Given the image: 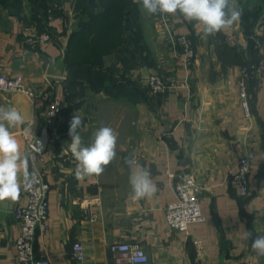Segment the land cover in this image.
Here are the masks:
<instances>
[{"label":"crops","instance_id":"1","mask_svg":"<svg viewBox=\"0 0 264 264\" xmlns=\"http://www.w3.org/2000/svg\"><path fill=\"white\" fill-rule=\"evenodd\" d=\"M73 5L66 3L67 8L51 19L47 28L51 41L45 47L32 49L27 39L36 34L35 29L15 18L9 17L11 30L0 34V74L22 75L36 89L41 88L44 74H50L58 82L53 94L65 105L56 128H48L47 146L33 164L25 137L35 142L47 128V103L0 91V106L15 107L24 116V124L10 131L27 157V172L35 165L51 186L48 228L36 236V258H47L52 264H117L118 255L110 252V246L128 242L144 249L147 264H264V256L251 248L252 241L264 235V78L248 83L247 117L237 92L239 67L224 65L216 52V42L228 40L226 28L209 35L215 47L207 43L203 49L202 25L176 14L175 30L191 35L195 42V61L184 68L178 56L165 51L168 46L157 27L161 55H169L176 65L166 69L175 71V77L166 81L170 89L161 97L159 116H143L139 121L123 116L115 124L114 113L102 111L114 102L113 93L102 88L106 84L94 82L86 71L74 77L66 66ZM137 72L152 70L143 67ZM214 73L215 78L210 75ZM92 106L97 107L96 113L89 112ZM75 114L82 119L78 132L85 146L100 127H110L117 134L116 157L99 176L75 177L76 161L67 150L69 123ZM130 155L150 170L157 189L151 197L131 199L130 169L124 163ZM246 156L251 161L250 190L242 196L233 183V171ZM182 174L196 178L205 217L187 232L170 228L166 220V208L176 200L173 176ZM19 179V198L0 201V264H18L20 229L14 213L27 201L23 173ZM247 232H252L250 239ZM76 243L84 246L83 263L72 256Z\"/></svg>","mask_w":264,"mask_h":264},{"label":"built area","instance_id":"2","mask_svg":"<svg viewBox=\"0 0 264 264\" xmlns=\"http://www.w3.org/2000/svg\"><path fill=\"white\" fill-rule=\"evenodd\" d=\"M159 16V26L164 30V36L167 37L170 49L179 57L184 68H188L195 58V49L191 37L188 34L174 32L170 14H159ZM50 41L51 36L47 33L33 34L27 39V43L32 49L45 47ZM261 53L262 57L257 65L242 70L240 83L238 84L241 104L247 117L250 116L247 80L250 78H263L264 49ZM57 83L52 75L44 74L41 88L36 89L28 84L22 75L7 76L0 74L1 92L23 94L32 100H42L47 103L46 127L51 130L56 128V121L64 108L63 101L53 94ZM147 86L152 96L163 95L170 89V86L164 82L163 77L157 73H153L148 77ZM25 138L30 159L34 164L39 151L30 137L26 136ZM250 173V159L247 156L240 158L233 171V183L240 190L242 196H247L249 193ZM173 177L175 179L173 191L176 200L167 206L166 220L170 228L187 232L192 224L205 221L200 207L199 189L196 178L192 174L175 175ZM29 180L32 186L30 189L25 190L26 204L18 206L14 213L20 229L16 241V259L18 264H52L47 258H36L35 254L36 236L39 232L43 233L48 228V194L51 186L35 165L29 175ZM110 252L118 255L117 264H147L149 262V256L139 244L128 242L113 244L110 246ZM72 256L80 263L85 262V249L81 243L74 244Z\"/></svg>","mask_w":264,"mask_h":264},{"label":"rangeland","instance_id":"3","mask_svg":"<svg viewBox=\"0 0 264 264\" xmlns=\"http://www.w3.org/2000/svg\"><path fill=\"white\" fill-rule=\"evenodd\" d=\"M53 1L57 3L55 7H57V9L59 10L63 8L64 9L67 8L65 7L66 3H71V5L74 4L73 5L74 8L72 7V9L69 10L70 12L69 14H72L71 17L73 20H72V23L69 24L68 29L72 31L76 30L78 26V22H79V19L76 16L78 13L75 7L76 0H53ZM53 1L49 0L48 2L50 9L54 8L53 4L55 3H52ZM262 2H263L262 0H234V6L238 7L239 9H242V14L238 21H235L230 27L226 28V30L229 33L227 41L232 45H238L239 47H241L242 44H244L246 48H250L248 39L245 37L244 30L245 28H250L249 26H251L250 39L254 43V47H253L254 52L253 51L251 52V49H248L244 55V65L238 66L239 67L238 69L240 70V78H241V72L244 68H250L252 66L257 65L258 64L257 62L262 57L261 52L264 49V10H262V12L260 11ZM135 4L137 6V15L133 18V21L135 22L134 23L135 26L133 27L132 30L139 31L138 33H140L142 37L140 39L141 41L140 40L137 41V39L134 38V35H133L132 37L134 38V40L129 42V45H128L129 47L127 50H125L124 52H120V54L108 56L103 59L104 69L102 70V72L109 73L111 75L110 79L108 78L105 79L106 86L113 83L114 71H115L116 72L115 74L120 75V77H122L121 78L122 80L124 81L128 80L129 84L134 85L135 88H138L139 90L137 94L130 93L131 91L129 89L126 92L121 91L120 89H114V91H112L113 92L112 96H114V102L109 104L108 107L103 108L102 111L103 113L104 112L114 113V123L116 120L120 119L123 116H127L128 119L134 118L135 121H139V119H142L143 116H159L160 106H161L160 101L162 100L161 97L163 96L159 95V96L154 97L150 94L149 88L147 86L148 77L153 73H157L162 77L166 75L165 78L167 77L168 79L165 80V78L163 77L164 82L166 84H168L166 81H168L169 78L175 77L174 76L175 71H172V72L166 71V69L169 70V68H175L176 67L175 62H172L169 55L168 57H166L165 55H161L164 51L160 48L161 45L160 43H158V38H157L159 37L158 35L159 32L157 31L158 30L157 27L160 28L159 13L149 15L145 10H142L140 3L136 2ZM12 10H16V11L10 14L14 16V18L20 23V25H23L24 27H28V28H34L36 31V34H42V33L49 34L48 33L49 31L47 28H48L49 23L51 22V19L54 17L52 16L54 10H49V13L45 15L44 9H37L36 0H21L19 5L18 3L13 5ZM6 12L7 11L3 10L0 7V34L11 30L12 23H10L11 22L10 19L12 17H10L9 19V17L6 16ZM243 16L248 17V21L243 22V19H242ZM170 17H171V23L174 27V24H173L174 15L170 14ZM254 20H257V21H255L254 23ZM175 29L177 28L174 27L173 29L174 32L179 34L180 32H177ZM161 31L163 33L164 43H166V45L169 48V49L167 48L166 50L165 49L164 50L167 52H172L167 42V37L164 36L165 34L164 30L161 29ZM189 36L191 37V35ZM191 39H192L193 46L195 49V58L192 61L194 62L196 59V48H195V42L192 37ZM213 39L212 38L209 39V36H206V41L201 40L200 43L204 45L203 49H206L207 43L215 47L219 41H217L215 44L213 43ZM133 53H135V57H134L135 59L131 58V54ZM119 58L128 60L129 64L130 62L135 63L134 66L131 67L134 70L129 69V71H127L124 66L122 68V65H118L119 63L117 60ZM192 62L188 66V69L191 68ZM206 63L208 64L206 66L210 67L211 65L210 59H207ZM169 64L171 65V67H168ZM163 66H166L165 70L162 68ZM143 67H146L149 70H152V72H148V73L147 72L145 73L137 72L139 68H143ZM154 68L156 70L158 69V72H154L155 71ZM133 71H135V75ZM120 73H122V75ZM207 73L208 72L206 70V72L203 73L202 75L204 74L206 75ZM210 75L213 76L214 78L217 77L216 73L210 74ZM87 77L89 78L90 75H87ZM92 77H93L94 82L98 83V81H96V77L93 75ZM240 78L238 79V83H237V92H238L239 99H240V96H239V91H238L239 90L238 84L240 83ZM252 80H259V79L250 78L247 80V92H248V83ZM240 104H241V99H240ZM63 107H65L64 103H63ZM241 107H242V104H241ZM97 111H98L97 107H94V106H92V108H90L89 110L90 113H96Z\"/></svg>","mask_w":264,"mask_h":264},{"label":"clouds","instance_id":"4","mask_svg":"<svg viewBox=\"0 0 264 264\" xmlns=\"http://www.w3.org/2000/svg\"><path fill=\"white\" fill-rule=\"evenodd\" d=\"M149 15H182L185 20L196 21L202 25L203 35H215L238 21L242 9L234 6V0H135ZM25 122L24 116L15 108L0 106V201L19 198L23 173L25 190L31 188L27 172V157L22 154L21 146L10 129ZM82 125L79 115H74L69 123L68 135L71 142L68 151L76 161L75 177L84 179L93 174L99 176L116 157L117 134L110 127H100L94 132L92 142L85 146L78 129ZM130 169L129 184L131 199L151 197L156 187L151 180V172L141 166L133 155L124 158ZM34 175V174H33ZM252 232L246 233L250 239ZM258 256H264V235H258L251 243Z\"/></svg>","mask_w":264,"mask_h":264},{"label":"trees","instance_id":"5","mask_svg":"<svg viewBox=\"0 0 264 264\" xmlns=\"http://www.w3.org/2000/svg\"><path fill=\"white\" fill-rule=\"evenodd\" d=\"M20 1L21 0H0V7L7 11L6 16L14 18L10 13L16 11L12 10L13 5L17 3L19 5ZM262 1L261 12L264 10V0ZM48 2L49 0H36L37 9H44L45 15L49 13V10H54L52 16L60 15V10L55 7L57 3L53 1L52 3H55L53 4L54 8L50 9ZM135 3V0L75 1L76 11L78 12L76 16L79 22L76 30L72 31L69 36L65 57L66 66L74 77L79 76V71H86V75L95 76L96 81L101 83L102 86H104L106 78H111L109 73L102 72L104 69L103 59L127 50L129 42L133 41L134 38H136L137 41L142 38L140 33H138L139 31L132 30L135 26L133 18L137 15V6ZM242 19L243 22L248 21V17L246 16H243ZM255 21L257 20H254V23ZM249 27L250 28H245L244 34L248 39L250 48H245L243 50L238 45L230 44L227 38H222L219 44H217L216 52L224 65H244L245 53L248 49H251L252 52L254 47V43L250 39L251 26ZM133 35L134 38L132 37ZM134 57L135 53L131 54V58L135 59ZM117 61L118 63L121 62L122 68L124 66L127 71H129V69L131 70V67L135 64L133 62L129 64V61L123 58H119ZM115 73L114 71L113 83L107 85L105 88L102 87L104 91H107L109 94H112L114 89H120L125 92L129 89L131 91L130 93L133 94L139 92L138 88L128 83V80H122V77ZM122 73L120 74L122 75ZM256 81L257 80H252L249 83H256Z\"/></svg>","mask_w":264,"mask_h":264},{"label":"water","instance_id":"6","mask_svg":"<svg viewBox=\"0 0 264 264\" xmlns=\"http://www.w3.org/2000/svg\"><path fill=\"white\" fill-rule=\"evenodd\" d=\"M49 137H48V129L45 128L41 134V136H39L35 142H34V146L38 149V151L40 152H44L47 143H48Z\"/></svg>","mask_w":264,"mask_h":264}]
</instances>
